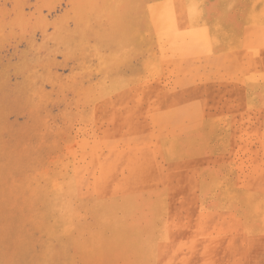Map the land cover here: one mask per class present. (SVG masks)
Instances as JSON below:
<instances>
[{
	"label": "rangeland",
	"instance_id": "obj_1",
	"mask_svg": "<svg viewBox=\"0 0 264 264\" xmlns=\"http://www.w3.org/2000/svg\"><path fill=\"white\" fill-rule=\"evenodd\" d=\"M0 264H264V0H0Z\"/></svg>",
	"mask_w": 264,
	"mask_h": 264
},
{
	"label": "bare ground",
	"instance_id": "obj_2",
	"mask_svg": "<svg viewBox=\"0 0 264 264\" xmlns=\"http://www.w3.org/2000/svg\"><path fill=\"white\" fill-rule=\"evenodd\" d=\"M180 2H181V0H180ZM182 2H183V1H182ZM181 5H182V4H181ZM183 7H184V6H182V8H183ZM193 8H194V7H193ZM194 9H195V8H194ZM182 10H183V9H182ZM186 13H187V12H186ZM189 14H190V13H189ZM188 16H189V15H188ZM185 27H186V26H185ZM248 53H249V52H248ZM231 60H232V59H231ZM231 60H230V61H231ZM248 62H249V61H248ZM248 66H249V65H248ZM244 74H245V73H244ZM116 101H117V100H116ZM157 101H158V100H157ZM152 104H153V103H152ZM115 112H116V111H115ZM118 114H119V113H118ZM141 130H142V129H141ZM141 130H140V131H141ZM112 154H113V156H114V153H113V152H112ZM112 154H111V155H112ZM152 154H154V153H152ZM111 155H110V156H111ZM110 156H109V157H110ZM112 158H113V157H112ZM127 159H128V158H127ZM113 160H114V159H113ZM120 160H121V159H120ZM114 161H115V160H114ZM114 161H113V162H114ZM120 165H121V164H120ZM124 168H125V167H124ZM123 192H124V191H123Z\"/></svg>",
	"mask_w": 264,
	"mask_h": 264
}]
</instances>
